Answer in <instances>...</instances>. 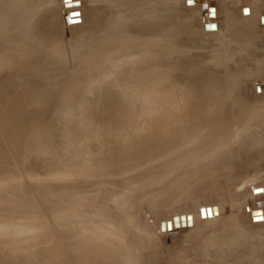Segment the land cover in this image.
Masks as SVG:
<instances>
[{
    "label": "rangeland",
    "instance_id": "rangeland-1",
    "mask_svg": "<svg viewBox=\"0 0 264 264\" xmlns=\"http://www.w3.org/2000/svg\"><path fill=\"white\" fill-rule=\"evenodd\" d=\"M65 1L61 5L60 0H0V20L8 15V83L3 86L0 75V109L8 103V118L13 115L8 142L0 128V264H172L186 240L210 237L223 240L221 247L233 253L242 244L252 245L251 258L242 249L230 263L219 264H264L263 161L249 163L252 170L242 165L239 170L238 161L233 171L227 168L204 182L200 179L206 190L174 188L189 177L187 184L195 182L207 159L220 156L215 145L202 152L195 149L207 139L198 130L184 134L190 123L183 119L192 107L189 104L195 103L191 88L220 93L229 100L227 107L248 111L240 120L243 126L233 132L235 137L255 132L257 136L264 129L258 127L264 118V24L260 22L264 0H202L204 6L191 9L197 2L184 0V7L183 0H67L68 7ZM205 26L217 31H206ZM28 33L38 38L30 35L27 40ZM154 43L163 50H152ZM4 54L0 49V60ZM56 84V111L38 109L39 91ZM46 95L45 100L56 96ZM13 107L17 108L13 111ZM23 115L28 119L23 121ZM17 120L26 123L20 131L14 129ZM178 134L184 140L168 145L170 137ZM108 149L113 151L106 153ZM247 180L252 182L244 184ZM261 182L262 188L257 187ZM54 190L65 204L56 202ZM237 193H247L238 208L219 199ZM111 197L112 202L99 212L96 204ZM124 199L151 200V209L161 214L149 217L146 206L137 214L136 204L127 202V212L146 222L151 231L147 236H153L148 242L136 238L140 252L134 258L132 251L118 252H122L118 238L110 232L115 227L112 218L106 225L97 221L98 217L106 222L103 212L113 216ZM218 200H224L220 202L224 212L216 219L217 207L211 203ZM248 207L252 208L247 211ZM239 211L247 217L236 221L239 232L222 226ZM120 212L125 216V210ZM179 213L190 216L194 225H186L185 216V226L171 230L170 217ZM215 219L221 223L217 225ZM162 222H170V230L161 231Z\"/></svg>",
    "mask_w": 264,
    "mask_h": 264
},
{
    "label": "bare ground",
    "instance_id": "bare-ground-1",
    "mask_svg": "<svg viewBox=\"0 0 264 264\" xmlns=\"http://www.w3.org/2000/svg\"><path fill=\"white\" fill-rule=\"evenodd\" d=\"M192 1V0H191ZM194 2H197L196 4H194L193 5V3H192V5L193 6H191V7H188L189 9H191V8H195L196 6H198L199 8L200 7H202L200 4H203V6L205 5V2L203 1V2H200V1H202V0H193ZM66 2V6H70L69 4H67L69 1H65ZM228 2V1H227ZM183 3H184V7H185V2H184V0H183ZM229 3V2H228ZM60 4H61V0H60ZM62 5V4H61ZM187 5H190L189 4V2L187 3ZM211 6V5H210ZM197 7V8H198ZM1 8V7H0ZM198 8V9H199ZM211 8V7H210ZM214 8V7H213ZM81 9V8H80ZM84 9V8H83ZM31 10V9H30ZM63 9L62 8H60V12L62 11ZM74 10H76V9H73L72 11H74ZM78 10V9H77ZM209 12V9L207 8V13ZM2 14V13H1ZM0 14V15H1ZM61 14V13H60ZM206 16V17H205ZM211 16H213V15H211ZM21 17V16H20ZM202 17H205V18H207V14L205 13V12H202ZM29 18H27V20H28ZM65 21V20H64ZM119 21V20H118ZM212 22V21H211ZM215 24H216V22L215 21H213ZM31 23V22H30ZM94 23V22H93ZM207 23V22H206ZM210 23V21L207 23V24H209ZM229 23V22H228ZM251 23V22H250ZM252 24H253V22H252ZM26 25V24H25ZM104 25H105V23H104ZM236 25V24H235ZM257 25L259 26V27H261L260 25H259V23L257 22ZM39 26V25H38ZM122 26V25H121ZM111 27V26H110ZM207 27V29H205L206 31H210V29H209V27H211V26H206ZM214 27V26H213ZM215 27H216V25H215ZM247 27H248V25H247ZM255 27V26H254ZM261 28H263V27H261ZM252 29H254V28H252ZM213 31H214V29H213ZM217 30H216V28H215V31L214 32H216ZM247 31V30H246ZM27 32V31H26ZM31 32H33V31H31ZM108 32H109V30H108ZM168 32V31H167ZM166 32V33H167ZM213 32V33H214ZM33 33H35V32H33ZM212 33V34H213ZM22 34V33H21ZM33 36V34L32 33H28V39L27 40H29V36ZM36 34H34V36H35ZM155 34L153 33V35H152V38H153V41L152 42H158V40L155 38V36H157V35H155ZM33 36V37H34ZM127 36V35H126ZM136 36V35H135ZM25 37V36H24ZM33 37H32V39H33ZM35 37H37L38 38V35L37 36H35ZM105 37V36H104ZM145 37V36H144ZM246 37V36H245ZM31 38V37H30ZM150 38V37H149ZM26 39V38H25ZM94 40V39H93ZM160 40H162V39H160ZM25 41V40H24ZM34 41V40H33ZM94 41H97V40H94ZM237 41V40H236ZM30 42V41H29ZM28 42V43H29ZM133 42V41H132ZM165 42V45L167 44L166 43V41H164ZM239 42V41H238ZM95 44H97L96 42H94ZM139 43V42H138ZM144 43V42H143ZM154 43V45L155 46H153V47H151V49L152 50H157V49H159V50H163V48L161 47V46H158L157 44H155ZM36 45V44H35ZM99 45H100V43H99ZM104 45V44H103ZM150 45V44H149ZM30 46V48L32 47L31 45H29ZM151 46V45H150ZM167 46V45H166ZM34 47V46H33ZM32 47V48H33ZM105 48H107V47H105ZM246 48H248V47H246ZM245 48V49H246ZM0 49L2 50V51H5V54L3 55V56H5L4 57V59H1L0 61H1V65H0V75H4L3 76V86L5 85V83H8V15H6V14H4V16L2 17V19L0 20ZM96 49V48H95ZM98 49H99V47H98ZM97 49V50H98ZM101 50H103V49H101ZM111 50V49H110ZM119 50H121V49H119ZM253 50V49H252ZM111 51H113V50H111ZM99 52V51H98ZM107 52V51H106ZM138 52H141V51H138ZM157 52H158V50H157ZM3 53V52H2ZM162 53V52H161ZM248 53V52H247ZM103 54H104V52H103ZM138 54V53H137ZM152 54H153V52H152ZM130 55V54H129ZM128 55V56H129ZM131 55H132V53H131ZM141 55V54H140ZM145 55V54H144ZM147 55V54H146ZM2 56V57H3ZM127 56V57H128ZM151 56H153V55H151ZM244 56V55H243ZM1 57V58H2ZM149 57H150V54H149ZM148 57V58H149ZM170 57V56H169ZM181 57V56H180ZM104 58V57H103ZM143 58H144V56H143ZM143 58H142V60H143ZM7 59V60H6ZM127 60V59H126ZM4 61H6V62H4ZM99 61V60H98ZM102 61V60H101ZM104 62V61H103ZM4 63V64H3ZM7 64V65H6ZM91 64V63H90ZM95 64V63H94ZM93 64V65H94ZM4 66H6L7 68V70L6 71H3V67ZM160 67H163V68H165L166 69V67L164 66V65H162V64H160L159 65ZM94 68V67H93ZM97 67H95V69H96ZM92 69V68H91ZM90 69V70H91ZM100 70H102V69H100ZM89 71V70H88ZM93 71H95V70H93ZM97 71V70H96ZM89 73H90V71H89ZM262 83H263V81H262ZM67 84V83H66ZM208 85V84H207ZM264 85V84H263ZM70 87H72V86H70ZM74 87V86H73ZM209 87H211V86H209ZM63 89V88H62ZM66 89V88H65ZM202 89H204V90H206V88L205 87H202ZM204 90H202V91H200L199 90V88L198 87H196V88H191V92H190V97H192L194 100H195V103L194 104H192L191 105V103L189 104L190 106H192L191 107V109H189V114H188V116H187V118H185V119H183V123L184 124H188V123H190V125L188 124V126H187V129L185 130V133L184 134H190V133H194L195 131H199V134L200 133H202L201 135H200V137H202V136H204V137H202V139H204V138H206L207 137V139H205V140H203V144L205 145L207 142L209 143L208 145H205V146H209L210 145V147H211V145H212V143H213V145H215V146H217L218 147V149H216V152L217 153H220V156H219V158H220V160L221 159H225V158H231V157H233V155H231V153H232V151H230V148H229V146H231L232 145V143H233V141L232 140H229V138L232 136V137H235V135H233V132H235L236 131V133H237V131H238V129H239V127H242L243 125H240V120H244L245 119V113L246 112H248L246 109H244V110H240V109H234V108H229V107H227V104L225 103L226 101H229L227 98H224L223 96H221V94L220 93H213V91L212 92H207V90H206V92H204ZM208 90H210V89H208ZM64 91V90H63ZM67 91V90H66ZM49 92L51 93H55V98L53 99L52 98V100H45L46 98H48L47 97V93L49 94ZM58 93H59V89H58V84H56L55 85V87L53 88V89H46V90H41V91H39V94H37V96H38V98L36 99V101H37V107H39L38 109H46V110H53V111H56V109H57V97H58ZM46 95V96H45ZM213 96H215V98H217L216 99V101L214 100V98H213ZM182 97H184V96H182ZM227 97V96H226ZM174 98H176V97H174ZM179 98H181V95H180V97ZM173 99V98H172ZM178 99V98H177ZM227 99V100H226ZM185 100H186V98H185ZM187 101V100H186ZM189 101H190V99H189ZM188 102V101H187ZM185 103V102H184ZM178 104V103H177ZM18 104H16L15 103V105L14 106H17ZM14 108H17V107H13V111L15 110ZM185 108V107H184ZM262 110H264V109H262ZM38 113V112H37ZM261 113V112H260ZM23 117L24 118H26V119H23V121L24 120H27L28 118V116L26 117L25 115H23ZM263 116H261V118H262ZM13 118V115L12 116H9V118H8V103H6V105L3 107V108H1L0 109V128H2V133H3V139L5 140V141H7L8 142V121L9 120H11ZM258 119H260V118H258ZM254 120V119H253ZM256 120V119H255ZM262 121H264V118H263V120ZM17 123L15 124L16 125V127H14V129H17L16 131H18L20 128H23L25 125H26V123H22V120L20 121V123L18 122V120L16 121ZM254 122V121H253ZM263 123V122H262ZM246 124V123H245ZM115 127V126H114ZM255 127V126H254ZM258 127H263V124H260ZM19 128V129H18ZM134 129H136V128H134ZM258 129V128H257ZM114 130V129H113ZM173 130L174 129H172V132H173ZM20 131V130H19ZM112 131V130H111ZM131 131H132V129H131ZM256 131V130H255ZM113 133H115L114 131H112ZM247 132V131H246ZM249 132H250V130H249ZM249 132H247V133H249ZM110 133V132H109ZM123 133V132H122ZM235 133V134H236ZM117 134V133H116ZM245 134V133H244ZM256 132H255V134L253 135V134H251L250 136H247V138L246 139H248V141L249 140H253V139H255V138H257V136H256ZM246 135V134H245ZM115 136V135H114ZM110 137V136H109ZM183 137V136H182ZM179 134H178V136H176V137H170L171 139L169 140V141H167V144L168 145H173V146H175V145H177V144H179L180 143V141L181 140H184L183 138H182ZM108 138V137H107ZM116 138V137H115ZM104 139V138H103ZM112 139V138H111ZM168 139V138H167ZM99 141V140H98ZM97 141V142H98ZM107 142V141H106ZM161 142V141H160ZM135 143V142H134ZM248 143H250V144H252L253 143V141H249ZM156 144H158V143H156ZM112 145V144H111ZM122 145V144H121ZM120 145V146H121ZM149 145H151V144H149ZM110 146V145H109ZM152 146V145H151ZM106 147H107V144H106ZM154 147V146H153ZM109 148V147H108ZM111 148V147H110ZM126 148V147H125ZM150 148V147H149ZM105 149V148H104ZM103 149V150H104ZM130 149H132V148H130ZM100 150V149H99ZM111 151L109 152V149H108V151L106 152V153H111L113 150L112 149H110ZM150 150V149H149ZM245 150H247V149H245ZM132 151V150H131ZM142 151V150H141ZM154 151V150H153ZM84 152V151H83ZM101 152V151H100ZM103 152V151H102ZM115 152V151H114ZM126 152V151H125ZM145 152V151H144ZM149 152V151H148ZM81 153V152H80ZM136 153H138V152H136ZM86 154V153H85ZM97 154V153H96ZM98 154H99V152H98ZM101 154V153H100ZM88 155V154H87ZM105 155H107V154H105ZM129 155V154H128ZM127 155V156H128ZM137 155V154H136ZM139 155V154H138ZM137 155V156H138ZM147 155V154H146ZM150 155V154H149ZM217 155V154H216ZM77 156V155H76ZM96 156V155H95ZM112 156V155H111ZM114 156V155H113ZM132 156V155H131ZM209 156V155H208ZM215 156V155H214ZM89 157H92V156H90L89 155ZM117 157V156H116ZM76 158V157H75ZM82 158H84V157H82ZM81 158V159H82ZM97 158V157H96ZM138 158H139V156H138ZM143 158H147V157H143ZM142 158V159H143ZM212 158V157H211ZM218 158V157H217ZM218 158V159H219ZM98 159V158H97ZM100 159H101V157H100ZM117 159V158H116ZM129 159V158H128ZM140 159V158H139ZM139 159H136L137 160V162H136V160H135V162L134 163H137L138 164V160ZM213 159H215V158H213ZM212 159V160H213ZM77 160V159H76ZM90 160V159H89ZM131 160V159H130ZM204 160V159H203ZM207 160H209V159H207ZM217 160V159H216ZM80 161V160H79ZM102 161V160H101ZM100 161V162H101ZM128 161V160H127ZM134 161V160H133ZM194 161V160H193ZM131 162H132V160H131ZM198 162V161H197ZM202 162H204V161H202ZM201 162V163H202ZM206 162V161H205ZM77 163H79V162H77ZM95 163V162H94ZM262 163V162H261ZM260 162H258V164H261ZM98 164V163H97ZM105 164H106V162H105ZM131 164V163H130ZM129 164V165H130ZM195 164V163H194ZM258 164H254V166L255 165H258ZM263 164V166H264V163H262ZM261 164V165H262ZM74 165V164H73ZM78 165V164H77ZM95 165H96V163H95ZM126 165V164H125ZM128 165V164H127ZM135 165V164H134ZM199 165H201L199 162H198V168L200 167ZM203 165V164H202ZM251 165V164H250ZM249 165V166H250ZM75 166V165H74ZM97 166V165H96ZM204 167H205V165H203ZM246 166H248V165H246ZM248 166V168H250ZM78 167V166H77ZM107 167V166H106ZM202 167V166H201ZM240 167V165L238 166V168ZM256 167V166H255ZM259 168H261V166H258ZM196 168V167H195ZM246 168V167H245ZM258 168V169H259ZM262 168H264V167H262ZM242 169V168H241ZM244 169V168H243ZM251 169V168H250ZM256 169H257V167H256ZM257 169V170H258ZM102 170H103V168H102ZM238 170V169H237ZM239 170H240V168H239ZM249 170V169H248ZM252 170V169H251ZM253 170H255V169H253ZM198 171H199V169H198ZM229 171V170H228ZM232 171H233V168H232ZM242 171V170H241ZM241 171H238L239 173L241 172ZM246 171V170H245ZM260 171V170H259ZM196 172H197V170L195 171V174H196ZM252 172V171H251ZM250 172V173H251ZM88 173V172H87ZM194 173V172H193ZM230 173V172H229ZM242 173V172H241ZM244 173V172H243ZM245 173H248V172H245ZM263 173V172H262ZM227 174V173H226ZM192 175H194V174H192ZM223 175V174H222ZM240 175V174H239ZM215 176V175H214ZM224 176V175H223ZM227 176V175H226ZM263 176H264V174H263ZM195 177H196V175H195ZM213 177V176H212ZM212 177H210V178H212ZM243 177V176H242ZM245 177V176H244ZM248 177V176H247ZM258 177V176H257ZM189 179V181H190V177L188 178ZM191 179H192V176H191ZM193 179H195V178H193ZM192 179V180H193ZM197 179V178H196ZM239 179H241V177L239 178ZM244 179V178H243ZM253 179V178H252ZM223 180V179H222ZM221 180V181H222ZM256 180V179H255ZM258 180V179H257ZM264 180V179H263ZM262 180V181H263ZM189 181L187 182V183H189ZM201 180H199V182H200ZM224 181V180H223ZM235 181H238V180H235ZM198 182V181H197ZM196 182V183H197ZM208 182V181H207ZM252 182V180H247L244 184H249V183H251ZM192 183V182H191ZM201 183V182H200ZM223 183V182H222ZM233 183H235L234 181L231 183V184H233ZM199 184V183H198ZM201 184H203V183H201ZM259 184V186H257V187H261L262 188V186H264V181H263V184H262V182L261 183H258ZM260 184H262V186H260ZM197 185V184H196ZM196 185H194V186H196ZM200 185V184H199ZM213 185V184H212ZM257 185V184H256ZM256 185H254V186H256ZM194 186H192L193 188H194ZM216 186H217V184H216ZM219 186V185H218ZM253 186V185H252ZM191 187V188H192ZM257 187L255 188L256 190H257ZM210 188H212V187H210ZM209 188V189H210ZM215 188V187H214ZM254 188V187H253ZM261 188H259V189H261ZM208 189V190H209ZM216 189V188H215ZM248 189H249V187H248ZM250 189L252 190V187H250ZM249 189V190H250ZM127 190V192L126 193H128L129 192V188H127L126 189ZM198 190V189H197ZM207 190V191H208ZM264 190V189H263ZM189 191V190H188ZM123 192V191H122ZM186 192V191H185ZM244 192H246V190L244 191ZM249 193L248 194H254L253 193V191H252V193H250V191H248ZM264 192V191H263ZM222 193H224V192H222ZM226 193V192H225ZM125 193H123V194H121L120 196H122V195H124ZM246 194L247 193H244V194H239V193H237L234 197L232 196V194H231V196H228V194H227V196L226 195H224V194H222V196H221V198H220V196H219V199H226V200H230V202H232L231 204V207H232V209L233 208H235V207H240L241 206V202L239 203V200L240 201H243V200H241V199H243V197L244 196H242V195H245L246 196ZM264 194V193H263ZM104 196H106L105 194H103ZM230 195V194H229ZM249 195V196H250ZM264 196V195H263ZM261 197V196H260ZM260 197H256L255 199H256V201L257 200H259L258 198H260ZM62 198V197H61ZM114 197H111L109 200H107V201H104V204H96V206H98L99 208H98V210H99V212H102L103 211V209H105V208H103V206L102 205H104V206H107V204L109 203V202H112V199H113ZM230 198V199H229ZM248 198V197H247ZM252 198H254V197H252ZM98 198H96L95 200H94V203H95V201L97 200ZM120 199V198H119ZM212 199H214V198H212ZM215 199H217V198H215ZM255 199H253L254 200V202H256L255 201ZM205 200H207V199H205ZM223 200V201H224ZM223 201L221 200L220 202H222L223 203ZM216 202V203H215ZM215 202H212L211 204H212V206L214 207V208H216L217 207V216H216V219L217 218H220V217H222L223 216V212H224V207L222 206V203H220L219 202V200L218 201H215ZM226 202V201H225ZM229 202V201H228ZM251 202V201H250ZM219 204H221V205H219ZM119 205H120V207H121V209H119V211H117L116 213H114L113 214V216H109V215H112V214H109V212H103L104 213V215H99V216H101V217H103V218H106V222H104V221H102L100 218H98L97 217V221L99 222V223H105L104 225H106V223H108L109 221H110V219H109V217H111L112 218V220L114 221V224H115V227L113 226V227H111L110 228V232H111V230L115 233V235H116V237L118 238V241H119V244H120V250H122V252L121 251H118L119 253H120V255L122 254V253H124V254H126L127 253V251H132V252H134V253H136V254H133L134 256L132 257V258H134L135 256H138V253L140 252V246L138 245L139 243H137V241H136V238L138 239V238H141V240L142 239H144V242H145V239H146V241L148 242V240L150 241V239H147V238H153V236H147L151 231H150V228H149V225L146 223V222H144V221H142V219H140V218H138L137 216H136V214L134 215V213H132L130 210H129V212H127V210H126V208H128L127 207V203H126V201H125V199L124 200H122L120 203H119ZM228 205V204H227ZM245 207H247V206H245ZM244 207V208H245ZM72 208V207H71ZM88 208V207H87ZM252 208V207H251ZM250 207H248L247 208V211H249L250 209H251ZM6 209V208H5ZM74 209H75V207H74ZM91 209V208H90ZM90 209H88V211L90 210ZM92 209H94V211H97L96 210V208H95V206H94V204H93V208ZM107 210V209H106ZM121 210H125L126 211V214H125V216L124 215H121ZM236 211H237V209H235ZM1 211V210H0ZM214 211H216V209H213V212ZM4 211L2 210V213H3ZM5 212H6V210H5ZM84 212H86V211H84ZM98 212V211H97ZM240 212V211H239ZM8 213H10V212H8ZM248 213V212H247ZM188 214V213H187ZM106 215H108V216H106ZM177 217V218H179V217H181V216H183L184 217V223H185V216H187V215H185V214H182V213H179V215L177 214V215H175V214H173L171 217H170V222L172 223L171 224V230L172 229H177L176 227H175V224H173V222H172V218L173 217ZM193 216V215H192ZM246 217V214H244L243 212H240V213H237L236 214V216H235V218L232 220V219H226V221L225 222H222V226H228V227H235V230L237 231V232H239L238 230H240V227H239V225L236 223V221L240 218V217ZM192 218V217H191ZM207 218V217H206ZM247 218V217H246ZM214 220L215 222L214 223H217V225L218 224H220L221 222H220V220ZM24 221H26V220H24ZM157 222V221H156ZM191 223L193 224L194 223V221H192L191 220ZM33 224V223H32ZM152 224V223H151ZM159 224V223H158ZM204 224H206V222L205 223H203V225ZM181 225V224H180ZM194 225V224H193ZM4 226V225H3ZM6 227V226H5ZM8 227V226H7ZM180 227H182V226H180ZM179 227V228H180ZM193 227V226H192ZM221 227V226H220ZM186 228H188V227H186ZM215 228V227H214ZM109 230V229H108ZM214 231V230H213ZM166 232V231H165ZM164 232V233H165ZM212 232V231H211ZM112 233V232H111ZM206 233H208V231L206 232ZM210 234V233H209ZM212 235H214L213 233H211ZM244 232L243 233H241V237L239 238V240L240 239H242L243 237H244ZM85 235V234H84ZM87 235V234H86ZM85 235V236H86ZM94 235V234H93ZM92 235V236H93ZM160 235V234H159ZM223 235V234H222ZM227 235H228V233H227ZM75 236V235H74ZM88 236V235H87ZM229 236V235H228ZM94 237H96V236H94ZM209 237V236H208ZM82 238V237H81ZM88 238V237H87ZM219 238H220V236H219ZM83 239V238H82ZM92 239V238H91ZM220 240V239H219ZM228 240V239H227ZM82 241V240H81ZM86 241V240H85ZM223 242V240H220V242ZM225 241V240H224ZM232 241V240H231ZM220 242L217 240V239H215L214 240V237H210V238H207V239H204V238H202V239H196L195 241H193V240H186V242H185V245H184V248H183V252H182V254H178V253H176L175 254V260L172 262V264H219V262L220 261H223V262H226V263H230L231 262V259L233 258V255L236 253V252H240L242 249H243V251H242V253L243 254H245V256H249L250 258H251V256H250V251L251 250H253V248H252V245H251V243H248V244H242V249L241 250H239V251H236V252H231L232 250H229V248H223V247H221V245H220ZM85 243V242H84ZM227 243H230V241L228 240L227 241ZM259 243V242H258ZM257 243V244H258ZM90 244V243H89ZM93 244V243H92ZM145 244V243H144ZM148 244V243H147ZM223 244V243H222ZM91 245V244H90ZM107 247V246H106ZM261 247V246H260ZM261 248H263V247H261ZM258 249V248H257ZM259 252H260V250H259ZM130 253V252H129ZM175 253V252H174ZM263 253V252H262ZM249 254V255H248ZM253 254V253H252ZM97 256V255H96ZM207 257V260L206 261H204L206 258H204V260H203V257ZM130 257H131V255H130ZM201 258H202V260H201ZM132 260V259H131ZM100 261V260H99ZM177 261V262H176ZM106 262V261H105ZM110 262V261H109ZM104 264H107V263H104ZM113 264V263H112ZM117 264H120V262L118 261V263ZM251 264H252V262H251Z\"/></svg>",
    "mask_w": 264,
    "mask_h": 264
},
{
    "label": "water",
    "instance_id": "water-1",
    "mask_svg": "<svg viewBox=\"0 0 264 264\" xmlns=\"http://www.w3.org/2000/svg\"><path fill=\"white\" fill-rule=\"evenodd\" d=\"M260 22L262 24H264V17H262L260 19ZM205 29H207V27ZM209 29L215 30V27H209ZM260 120H261L260 121L261 124H263L264 123V121H262L263 118H261ZM243 132L246 133L245 131H243ZM247 136H248L247 134L242 136V137H232L231 136L229 138V140H232L233 143L231 146H229V148H230V151H232L231 155H233V157L225 158V159H221V160L220 159L208 160L209 162L205 165V167L203 166L204 168L202 167L203 169L198 171V173L196 175L198 178L196 179L195 182H192L191 184H187L185 181L184 183H181V184L179 183V185H177V187H174V188L178 191L187 190V189L191 188L194 184H196V182L200 179H202V182H204L205 179H207V178L211 179L210 177H212L214 175H217V174L221 175V173H223L224 170L227 168L228 169H232V168L234 169L236 167V163H238V161H240V166L242 165V167L248 165L249 163H251V164L252 163H258L259 161H263V163H264V129L263 128L260 129V134L257 135V138H255L253 140H249V141H253L252 144L248 143L249 141H248V139H246ZM208 144L209 143L207 142L205 145H208ZM205 145L204 144L198 145L197 148H195V149L202 152V151H205L207 149H211V147L213 146V143H212L211 147H210V145L209 146H205ZM245 149H247V150H245ZM209 154L210 153L206 154L204 157H206ZM204 157L201 158V160H203ZM256 167L259 168L258 166H256ZM191 174H194V173H191ZM185 179H187V178H185ZM198 183L200 185L197 187H194V188L206 190L200 182H198ZM165 192H167V191H165ZM52 193H53V197H55V199H57L56 202L58 204H65L66 203V202H63V200H61L62 198H60L61 196L59 195V191L54 190V192H52ZM125 201H126V203L128 202V204H129V202H130V204H133V203L136 204L135 205V207H136L135 211L138 212L137 214L141 213L138 210L140 207L146 206L148 208V213L150 215L149 217H157V215L160 217V215H161L159 213V211H155V210L151 209V207H152V203H150L151 200H144V201L136 200L137 202H133L132 200L125 199ZM128 209L129 208H126V210H128ZM208 209L209 208H207V210ZM203 212H204V210L202 208L199 211L200 217H202L201 213H203ZM69 220H71V219H69ZM172 222H173V224H175L176 228H179L180 226H182V227L185 226L183 216H181L179 218L173 217ZM190 224H191L190 216H187L186 225H190ZM165 227H166V229L170 230V228H169L170 222H167L166 225L162 222L160 225L161 231H165Z\"/></svg>",
    "mask_w": 264,
    "mask_h": 264
}]
</instances>
